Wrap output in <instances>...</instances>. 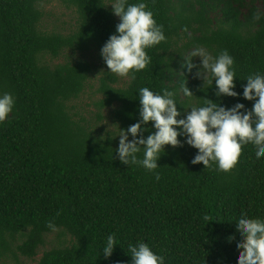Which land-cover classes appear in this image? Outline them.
I'll return each mask as SVG.
<instances>
[{
	"label": "trees",
	"instance_id": "16d2710c",
	"mask_svg": "<svg viewBox=\"0 0 264 264\" xmlns=\"http://www.w3.org/2000/svg\"><path fill=\"white\" fill-rule=\"evenodd\" d=\"M48 1L0 0V93L16 100L10 119L0 124V258H34L57 230L68 240L45 250L35 264H130L129 246L138 242L163 255L165 264H236V218L264 219V156L255 157L254 145L242 146L226 172L214 163L192 164L198 150L186 143L166 145L156 180L142 166L122 163L115 151L119 139L108 133L140 119L142 87L174 92L182 115L184 106L202 105L205 96L251 109L253 101L242 95L216 97L215 83L205 93L183 56L191 48L214 56L227 50L234 58L235 91L242 94L248 75L264 74V0H144L166 39L146 50L151 63L125 86H116L117 75L105 70L98 80L101 97L93 102L97 121L111 108L117 132L94 130L69 103L94 71L70 54L100 52L119 17L105 0H60L76 12L74 29L46 32L39 25ZM61 54L63 62L44 60ZM184 84L192 97L184 96ZM109 234L119 244L106 259L101 248Z\"/></svg>",
	"mask_w": 264,
	"mask_h": 264
},
{
	"label": "clouds",
	"instance_id": "9594fccd",
	"mask_svg": "<svg viewBox=\"0 0 264 264\" xmlns=\"http://www.w3.org/2000/svg\"><path fill=\"white\" fill-rule=\"evenodd\" d=\"M107 5L112 6L119 23L115 33L101 47V57L107 66V73L134 79L136 72L151 63L146 50L165 41L163 25L157 23L144 0L136 3L111 0ZM261 16L260 10L253 13L257 21ZM196 56L201 58L198 65L192 62ZM183 57L188 72L196 69L193 75L202 81L205 93L215 83L216 97L242 95L244 99L253 101L251 109H246L241 102L227 107L205 96L202 105L187 108L183 105L185 114L182 115L174 92L168 89L154 92L149 87H142L138 90L140 119L127 129L119 127L115 135L108 133L109 139L119 136V145L115 149L119 160L128 166H142L159 180L160 175L155 170L159 167L158 160L166 145L182 147L186 143L198 150L192 164L202 162L205 168L214 163L218 170L225 172L238 162L242 146L252 144L255 157L264 156V74L254 72L248 75L241 94L235 91L237 76L234 58L227 50L214 56L204 48H195ZM182 91L186 97L194 95L186 84L182 86ZM15 103L12 93H0V124L10 119ZM188 108L191 110L187 111ZM146 131L149 134L145 137ZM141 150L142 158L138 156ZM234 225L240 236L234 244L241 249L235 257L236 264H264V219L241 214ZM48 226L55 230L51 222ZM117 244L115 235L109 234L101 248L104 258L111 257ZM129 252L130 264H165V257L154 252L145 242L130 245Z\"/></svg>",
	"mask_w": 264,
	"mask_h": 264
},
{
	"label": "rangeland",
	"instance_id": "374dc122",
	"mask_svg": "<svg viewBox=\"0 0 264 264\" xmlns=\"http://www.w3.org/2000/svg\"><path fill=\"white\" fill-rule=\"evenodd\" d=\"M105 1L107 2V4L111 2V0ZM257 2L258 5L261 4L260 0H257ZM108 6L112 7L111 5ZM42 9L44 12V16L39 25L42 31H59L61 33H68L70 30L74 29L76 12L73 8L66 7V5H64L60 0H49L48 2L43 3ZM192 50H194V48H191V51ZM65 55L66 54H61L60 57L55 59L46 57L44 60L46 61V63L49 64L63 62L66 59ZM70 57L72 60L73 58L87 60L93 65L94 71L84 91L80 94L77 99L70 102L69 105L74 106L73 111L79 112L80 114L90 119L92 123V128L94 127L95 129H97L96 131L111 129L117 132V128L112 120V114L110 112L111 108L102 110L101 114L103 116V119L101 121H97L96 116L93 114L96 112V108L93 106V102L95 99L101 97V95L97 91L98 80L101 77L102 73L105 70H108L105 62L101 57L100 52L97 50H89L80 55L78 53L77 55L70 54ZM193 59L195 62L201 60L199 56L193 57ZM117 77L118 81L116 82V86H125L129 81V77ZM117 138L119 139V136H117ZM63 240L66 242L68 240V236L59 235L58 231L56 230L47 235L45 243L38 248L34 258L30 259L19 255L17 256V259L12 256L1 257L0 264H35L42 256L45 250L50 249L55 244Z\"/></svg>",
	"mask_w": 264,
	"mask_h": 264
}]
</instances>
